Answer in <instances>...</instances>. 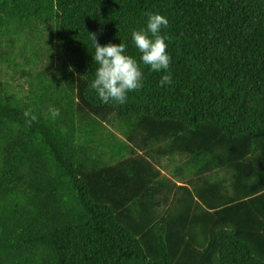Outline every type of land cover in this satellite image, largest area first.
I'll return each mask as SVG.
<instances>
[{"label":"trees","instance_id":"obj_1","mask_svg":"<svg viewBox=\"0 0 264 264\" xmlns=\"http://www.w3.org/2000/svg\"><path fill=\"white\" fill-rule=\"evenodd\" d=\"M153 12L168 72L101 103L91 34ZM0 264H264V0H0Z\"/></svg>","mask_w":264,"mask_h":264},{"label":"clouds","instance_id":"obj_2","mask_svg":"<svg viewBox=\"0 0 264 264\" xmlns=\"http://www.w3.org/2000/svg\"><path fill=\"white\" fill-rule=\"evenodd\" d=\"M168 23L165 15L158 12L148 13L146 26L132 31L131 40L140 53L139 60L128 54V45L121 39L118 44L101 45L96 35L91 34L94 47L92 57L96 68L90 87L101 103L115 102L122 105L126 102L129 92L142 88L144 75L140 67L141 62L154 71L168 72L172 58L167 51V36L162 34V29L167 28ZM171 83L170 74H164L159 81L161 87ZM50 112L53 118L60 114L59 109L55 107H51ZM24 116H32L31 111L25 110Z\"/></svg>","mask_w":264,"mask_h":264},{"label":"rangeland","instance_id":"obj_3","mask_svg":"<svg viewBox=\"0 0 264 264\" xmlns=\"http://www.w3.org/2000/svg\"><path fill=\"white\" fill-rule=\"evenodd\" d=\"M24 79H25V77L16 76V80L17 81H12V84H14L15 86L17 85V83L18 84H22L23 85V88L22 89L25 90V88L27 87V84L24 82Z\"/></svg>","mask_w":264,"mask_h":264}]
</instances>
